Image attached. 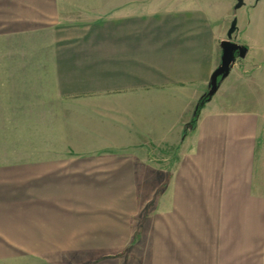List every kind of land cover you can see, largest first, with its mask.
Listing matches in <instances>:
<instances>
[{
  "label": "crops",
  "instance_id": "obj_1",
  "mask_svg": "<svg viewBox=\"0 0 264 264\" xmlns=\"http://www.w3.org/2000/svg\"><path fill=\"white\" fill-rule=\"evenodd\" d=\"M133 2L0 0V264H264L261 28L185 133L232 11ZM62 116L84 145L14 158L7 124Z\"/></svg>",
  "mask_w": 264,
  "mask_h": 264
},
{
  "label": "rangeland",
  "instance_id": "obj_2",
  "mask_svg": "<svg viewBox=\"0 0 264 264\" xmlns=\"http://www.w3.org/2000/svg\"><path fill=\"white\" fill-rule=\"evenodd\" d=\"M133 2L131 0H62L64 3L65 9L67 12L71 10V12L75 15L77 14L79 17H84L85 13L93 14V16H97L102 12L107 11L112 8L123 9V7L127 2L137 3L136 5H140L141 10H153L165 8L172 4L176 0H135ZM194 1V0H192ZM204 1H214L215 5L218 7V12H223L222 14H230L233 18H237V29L240 28L241 25H259L261 28V33L263 34L264 40V0H244V5L240 8L236 9L235 4L237 0H204ZM131 3V4H133ZM129 6V5H128ZM75 17V16H74ZM256 34V30L248 29L245 30H236L235 35H238L239 43L251 44V37ZM264 45V43H263ZM264 52V51H263ZM49 63V61H48ZM47 63V66H48ZM49 95V93H47ZM48 103V102H47ZM85 105H77V103H67L63 102L61 111L58 115H69L76 114L78 111H82L85 109ZM196 107V106H195ZM50 108L47 105V117L49 114ZM193 116V115H192ZM192 118V117H191ZM76 119L69 120L66 119L64 122L63 116L62 118H58L56 120L51 119L45 123H14L7 124L6 131L8 134H12V138L8 136L7 146H10L14 149V158H31L35 157L32 155V151L36 149L38 146L43 145L46 147V158H51L52 156L58 157H67L68 155H63L65 147H69L72 145H78L76 143L79 142L80 145L85 144V139L80 138L82 134L78 133L81 131V127H84V124H80L75 122ZM191 120V119H190ZM190 122V121H189ZM188 122V123H189ZM187 123V124H188ZM185 125V128L187 126ZM2 124H0V131L2 129ZM80 136V137H78ZM84 142V143H83ZM0 143L5 144L4 139L0 138ZM21 148H29V154H22ZM49 149H51L49 151ZM53 150H57L54 155ZM163 154H160L162 158H166L165 149L163 150ZM168 153V152H167Z\"/></svg>",
  "mask_w": 264,
  "mask_h": 264
},
{
  "label": "water",
  "instance_id": "obj_3",
  "mask_svg": "<svg viewBox=\"0 0 264 264\" xmlns=\"http://www.w3.org/2000/svg\"><path fill=\"white\" fill-rule=\"evenodd\" d=\"M244 5V0H237L235 8L238 9ZM237 30V18L231 20L229 29L227 31V38L221 41L222 56L221 63L213 71L207 94L213 96L219 88L221 81L227 77L230 73L231 68L239 58H243L247 52L243 44L234 40V34Z\"/></svg>",
  "mask_w": 264,
  "mask_h": 264
},
{
  "label": "trees",
  "instance_id": "obj_4",
  "mask_svg": "<svg viewBox=\"0 0 264 264\" xmlns=\"http://www.w3.org/2000/svg\"><path fill=\"white\" fill-rule=\"evenodd\" d=\"M244 48H247L246 44H243ZM211 99V96H209L207 93H204L198 100L195 110H194V114L190 120V122L187 124L186 128H185V133L192 130L197 123V119L198 116L200 114L201 109L205 106V104Z\"/></svg>",
  "mask_w": 264,
  "mask_h": 264
},
{
  "label": "flooded vegetation",
  "instance_id": "obj_5",
  "mask_svg": "<svg viewBox=\"0 0 264 264\" xmlns=\"http://www.w3.org/2000/svg\"><path fill=\"white\" fill-rule=\"evenodd\" d=\"M238 42V41H237Z\"/></svg>",
  "mask_w": 264,
  "mask_h": 264
}]
</instances>
